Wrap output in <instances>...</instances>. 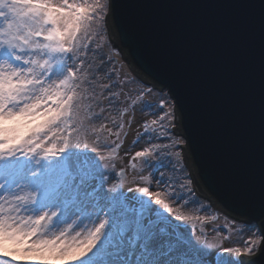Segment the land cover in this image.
<instances>
[{"label":"snow or ice","instance_id":"1","mask_svg":"<svg viewBox=\"0 0 264 264\" xmlns=\"http://www.w3.org/2000/svg\"><path fill=\"white\" fill-rule=\"evenodd\" d=\"M120 7L0 0V264H264V123L258 175L224 142L258 220L232 246L246 222L201 199L184 99L134 74L111 34ZM243 7L264 39V0Z\"/></svg>","mask_w":264,"mask_h":264},{"label":"water","instance_id":"2","mask_svg":"<svg viewBox=\"0 0 264 264\" xmlns=\"http://www.w3.org/2000/svg\"><path fill=\"white\" fill-rule=\"evenodd\" d=\"M117 2L121 7L114 15L115 23L134 62L156 82L175 86L184 99L188 125L195 134L190 154L203 185L228 211L257 220L255 213L236 201L221 155L225 140H231L233 153L243 149L258 175L264 123V39L259 17H251L243 7L258 0ZM109 22L112 26L111 16ZM116 31L114 26L118 42ZM211 205L226 212L217 201Z\"/></svg>","mask_w":264,"mask_h":264},{"label":"rangeland","instance_id":"3","mask_svg":"<svg viewBox=\"0 0 264 264\" xmlns=\"http://www.w3.org/2000/svg\"><path fill=\"white\" fill-rule=\"evenodd\" d=\"M140 115L139 113H137V116ZM139 117V116H138ZM129 139H131V137H129ZM205 202V201H204ZM206 204H208L207 202H205ZM204 213H201V215H203ZM220 224H223L224 221L221 218V220L219 221ZM189 230L188 226L182 227L181 231L185 232L187 234ZM210 230V229H209ZM245 231H247L246 227H242V231L241 234H234L232 236V240L234 241L232 246H241L242 247V242L243 240L247 239V235L246 233H244ZM197 237H199V232H197ZM237 235V236H236Z\"/></svg>","mask_w":264,"mask_h":264},{"label":"bare ground","instance_id":"4","mask_svg":"<svg viewBox=\"0 0 264 264\" xmlns=\"http://www.w3.org/2000/svg\"><path fill=\"white\" fill-rule=\"evenodd\" d=\"M138 116H139V115H138ZM220 212H221V210H220ZM221 214H223V213L221 212ZM242 226H245V225H242ZM250 228H252V227H247V228H246L247 231L244 232V233H246V235H247V232H248V230H249ZM239 234H241V232H240ZM236 236H237V235H236Z\"/></svg>","mask_w":264,"mask_h":264}]
</instances>
